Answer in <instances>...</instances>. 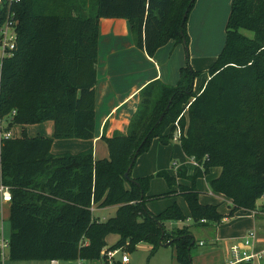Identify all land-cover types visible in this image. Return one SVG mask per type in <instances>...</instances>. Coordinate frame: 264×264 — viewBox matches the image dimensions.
Returning <instances> with one entry per match:
<instances>
[{
    "label": "trees",
    "instance_id": "trees-1",
    "mask_svg": "<svg viewBox=\"0 0 264 264\" xmlns=\"http://www.w3.org/2000/svg\"><path fill=\"white\" fill-rule=\"evenodd\" d=\"M195 1L20 0L11 9L16 49L1 65L0 119L8 120L7 128L51 122L53 131L52 138L23 131L0 142V182L11 193L9 261L93 263L104 249L131 252L145 244L151 254L174 246L178 264H193L190 227L166 230L168 222L186 221L181 210L173 204L151 213V177H131L153 140L172 141L177 119L183 154L201 165L194 177L220 168L209 186L230 203L229 216L254 211L264 198V0L232 1L224 46L198 94L189 66L175 86L154 80L140 90L126 134L101 136L107 159L94 160L91 148L50 152L55 139L95 138L100 19L127 20L136 48L152 57L168 42L186 47ZM5 17L2 8L0 27ZM184 173L179 167L176 177ZM157 176L175 184L161 171ZM180 190L193 226L221 224L217 206L201 204L194 185ZM92 205L115 208V215L98 221ZM259 210L264 213V204Z\"/></svg>",
    "mask_w": 264,
    "mask_h": 264
},
{
    "label": "rangeland",
    "instance_id": "rangeland-1",
    "mask_svg": "<svg viewBox=\"0 0 264 264\" xmlns=\"http://www.w3.org/2000/svg\"><path fill=\"white\" fill-rule=\"evenodd\" d=\"M233 0H196L194 7L188 14L186 22V33H187V43L186 47L183 43L176 45L174 51L172 52L173 61L172 65L176 66V72L173 79L168 81L170 86H175L180 77V69L187 66L194 72V79L192 84V91L194 94H198L202 85L208 80V70L214 64L217 56L221 52L224 42H225V25L227 17L232 5ZM1 50V49H0ZM1 55V51H0ZM177 77V78H176ZM177 79V80H176ZM7 119H0V130L1 134L10 133L13 138H18L22 136L24 131L19 128V125H12L7 128ZM50 123L51 122H45ZM43 124V123H42ZM52 131H53V127ZM25 134L28 138H35L45 135V130L42 128H37V125H28L25 129ZM51 136V135H50ZM53 148L57 152H66L64 147H59V143L64 140L55 139L53 140ZM76 143H82V140H76ZM154 141V140H153ZM73 143V142H66ZM104 143V142H103ZM106 147V144H103ZM162 147H168L169 153L165 159V168L160 171L169 177L175 178V184L169 187L163 176H157L160 172L156 168L157 161L154 159L155 149L151 152H145L141 154L134 166L133 174H141V177H151L149 180V196L154 197L150 200V205L152 210L156 213H160L163 210L169 208L175 204L182 212L186 221L181 222H168L166 223V230L170 232L172 229L180 228L182 226L190 227V231L194 236L195 247L192 249L191 256H199L196 260L199 264H217L218 261L215 253L210 255H205V253L213 252L212 247L214 242L218 244L223 250H228V248L233 243H242L243 238L249 232H255L257 236H264V217L256 222L254 220L253 211L248 212H236L232 216H229V210L227 208V203L221 195L212 194L210 192L209 183L211 180L217 177L220 168L213 167L209 170L208 174L195 178L194 175L199 169L192 164L191 160H188L180 147L179 142H170L168 145H162ZM77 149L76 146H72L71 150L75 153ZM172 151V152H171ZM188 160V161H187ZM176 163L179 167H183L185 170L183 177H176V169L173 164ZM161 168V167H160ZM215 174V177H214ZM139 177V178H141ZM195 186L198 191V200L202 204H210L217 206V211L223 217H226V221H221V224L216 227L215 225H209L206 228H196L192 225L191 215L187 203L183 196L181 195V190L184 188H189ZM152 192L157 194L163 192V194L152 195ZM151 193V194H150ZM210 193V194H209ZM264 198L257 201V205L261 204ZM149 202V201H148ZM169 202V205L166 203ZM115 215V209L112 207L96 209L92 216L100 221H104ZM4 231V236L8 240L9 238V228L6 224ZM115 240L114 236L108 238V243H112ZM200 242H202L200 246ZM216 248V252H217ZM8 251L5 252V258L0 259V262L4 261L5 264H48V261H30V262H9L7 257ZM122 252L116 255L115 261H120ZM128 257L127 264H178L175 257V247L167 246L160 247L154 254L149 251L148 245L140 244L137 246L136 250L131 252H126ZM79 262L73 264H81ZM213 262V263H212ZM57 264H70L68 261H60ZM82 264H99L98 262L85 263ZM114 264H119L115 262Z\"/></svg>",
    "mask_w": 264,
    "mask_h": 264
},
{
    "label": "crops",
    "instance_id": "crops-1",
    "mask_svg": "<svg viewBox=\"0 0 264 264\" xmlns=\"http://www.w3.org/2000/svg\"><path fill=\"white\" fill-rule=\"evenodd\" d=\"M176 45L177 44H174L173 42H168L166 45L159 48L152 57H149L143 50L136 48L130 31V25L127 20L100 19L98 24L97 82L95 94V138L89 141H82V143H76L77 141H74V139H63L64 141L59 143L58 146L64 147V151L66 152H60V154L53 148V141L50 150L51 154H77L91 148L94 160L107 159L108 151L103 145L104 143L101 140V136L103 133H105L106 136L126 134L130 118L136 111L139 102V92L145 85L154 80H159L166 85H169L168 81L173 79L176 72L177 63L175 66L172 65L171 67L173 61L172 52ZM6 121L8 125V120ZM19 126V128H22L25 131L26 126ZM51 127L52 125H50V123L37 124V128H42L45 130V135L52 138ZM72 146L77 147L75 150L77 152H72ZM152 149L156 150L154 159L157 161L156 169L160 171L165 168V159L169 153V148L162 147L158 140L155 139L152 142L149 151L151 152ZM140 175V173L133 174V171H131V177L133 178H139L141 177ZM159 194H163V192ZM159 194L152 192V195ZM224 201L227 203V208L230 211V203L225 198ZM166 204L169 205V202ZM263 204L264 200L259 205L256 203V209L254 210L256 211V214L254 215V220L256 222H259L264 217V213L259 210ZM147 208L151 213L158 214L156 211L154 212V210H152L150 201L147 203ZM96 209L101 208H98L97 205H92L91 212L94 213ZM9 216L10 204L4 203L2 204L3 222L0 224L2 230L5 229L6 224L9 228ZM226 220L227 219L224 216L222 221ZM196 228L206 227H195V229ZM257 237V248H264V236ZM201 244L202 242H200L199 245L203 246ZM167 246L168 245L162 247ZM217 247H219L218 244L214 242L212 247L213 252L205 253L204 256L215 253L213 256H216L218 261L213 262H217V264H227L231 253L234 250L240 249L241 244L233 243L228 250H223L222 248ZM199 256H201V254L199 255L198 253L197 255L192 256L193 264H199L196 260ZM73 263L76 262H70V264ZM80 263L82 264V261ZM0 264H5V262L2 261ZM48 264H50V262H48Z\"/></svg>",
    "mask_w": 264,
    "mask_h": 264
},
{
    "label": "built area",
    "instance_id": "built-area-1",
    "mask_svg": "<svg viewBox=\"0 0 264 264\" xmlns=\"http://www.w3.org/2000/svg\"><path fill=\"white\" fill-rule=\"evenodd\" d=\"M20 3V0H0V9L6 8V17L5 20L0 27V70L2 62L11 57L13 52L16 49V25L17 22L15 20V14L11 11L14 5ZM190 103L188 104V106ZM186 107V109L188 108ZM175 132L172 138V142H179L182 136L181 129L178 125V119L174 123ZM1 128V127H0ZM12 138L10 133L1 134L0 130V142L3 139ZM191 160L192 164L196 167L201 168V165L198 164L194 159ZM187 160V161H188ZM174 168L177 170L179 166L174 163ZM11 202V193L7 186L3 185L0 182V224H2V204ZM256 214V211H253V215ZM241 243V248L234 250L227 264H264V248L258 249V237L255 232H249ZM9 241L5 238L2 228L0 227V259L5 258V252L8 251ZM122 252L120 261H115V257L117 254ZM99 264H114L115 262L119 264H127L128 257L126 252L122 249L109 250L104 249L100 253V258L97 261ZM50 264H57L56 261H50Z\"/></svg>",
    "mask_w": 264,
    "mask_h": 264
},
{
    "label": "water",
    "instance_id": "water-1",
    "mask_svg": "<svg viewBox=\"0 0 264 264\" xmlns=\"http://www.w3.org/2000/svg\"><path fill=\"white\" fill-rule=\"evenodd\" d=\"M161 119H162V117H160L159 121H160ZM124 177H125V178H128V171L125 172Z\"/></svg>",
    "mask_w": 264,
    "mask_h": 264
}]
</instances>
